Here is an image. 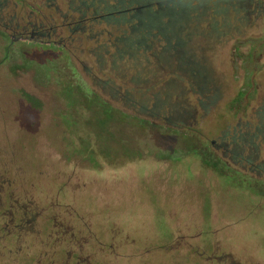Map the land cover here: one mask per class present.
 Segmentation results:
<instances>
[{
  "label": "rangeland",
  "instance_id": "obj_1",
  "mask_svg": "<svg viewBox=\"0 0 264 264\" xmlns=\"http://www.w3.org/2000/svg\"><path fill=\"white\" fill-rule=\"evenodd\" d=\"M21 1L57 28L42 41L27 34L10 40L11 30L2 24L8 26L14 0L5 2L0 164L10 165V176L18 177L13 170L21 168L27 187L40 184L41 206L56 195L66 202L76 194L99 217L142 229L153 260L137 264H204L189 250L167 254L159 248L170 238L169 214L196 220L207 241L217 221L224 244L264 262V0H244L242 23L236 22L239 13L233 22L226 11H200L167 40L175 57L167 60L159 59L165 42L156 34L115 40L128 27L107 24L99 15L115 0ZM20 9L24 24L28 8ZM203 14L215 27L208 35L199 33ZM196 75L204 80L198 83ZM91 95L109 101L121 120L104 114ZM233 146L244 159L224 155ZM246 162L262 166L259 174L243 171L258 182L249 188L227 174V165Z\"/></svg>",
  "mask_w": 264,
  "mask_h": 264
},
{
  "label": "flooded vegetation",
  "instance_id": "obj_2",
  "mask_svg": "<svg viewBox=\"0 0 264 264\" xmlns=\"http://www.w3.org/2000/svg\"><path fill=\"white\" fill-rule=\"evenodd\" d=\"M169 1L171 0H167ZM5 2L7 0L0 3V19L3 18V21L6 15ZM46 3L50 4L49 1ZM13 4L15 9L8 18V26L5 21L2 22L7 30H11L10 40H21L27 34L29 39L42 41L56 30L57 24L44 23L48 15H44L36 7L27 6L21 0H14ZM23 5L28 8L24 24L21 22L24 20L23 10L20 9ZM39 13V18L35 19ZM31 17H34L33 21ZM164 42L167 47V40ZM164 52L166 55L162 58L165 60L175 58L168 53V49L165 48ZM196 76L198 83L204 80ZM209 141L211 145L215 144L213 140ZM202 147L205 155L211 154L207 144ZM222 152L231 161L236 157L245 158L240 156L241 148L235 146ZM255 152L254 158H259V150ZM212 156L209 155L210 159H213ZM240 167L241 170L238 169ZM240 167L227 165V174L237 176V181L245 182L242 186L247 185L248 188L258 183L243 171L258 173L262 166L246 162ZM10 171L9 164H0V264H137L140 260H153L152 248L148 242L150 236H145L142 229L139 232L131 224L122 223L116 218L111 220L106 215L99 217L96 208L91 210L85 206V199L81 203L77 202L74 199L76 194L66 202L56 195L48 204L41 206L40 196L36 194L40 184L38 186L32 181L27 187L24 170H13L18 177L10 176ZM210 171L217 172L218 168L212 166ZM120 175V172H116L114 177L118 178ZM82 190L84 191V187ZM255 198L261 199L259 196ZM169 216L167 226L172 232L170 231V238H166L159 247L163 250L165 248L167 254L175 251L186 254L189 250L204 264H264L257 255L244 249L238 252L230 244H224L221 231L216 226L217 221L210 224L211 239L207 241L196 220L190 222L182 216Z\"/></svg>",
  "mask_w": 264,
  "mask_h": 264
},
{
  "label": "trees",
  "instance_id": "obj_3",
  "mask_svg": "<svg viewBox=\"0 0 264 264\" xmlns=\"http://www.w3.org/2000/svg\"><path fill=\"white\" fill-rule=\"evenodd\" d=\"M115 1L114 7L106 4L109 8L106 7V11H102L99 15L107 24L118 27L123 24L128 27L127 35L121 34L120 37L118 36L115 39L120 42L130 38H135L136 40L138 38L142 39L146 34L158 35L163 42L168 39L174 40L175 32H178L179 26L182 29V27L189 24L197 15L199 16V13L201 14L200 11L205 12L208 16H221V13L226 11L225 13L229 17L232 15V21L238 17L236 22H244L243 17L239 16L241 14L243 15L244 0H171L169 2L167 0H151L149 2L138 0L135 4H131L129 0ZM148 6H152V10L150 9L149 11ZM201 21H203L204 26L199 31L200 35H208L212 29H215L209 23V19L208 21L205 19V14L201 16ZM217 23L223 27L222 20L217 18ZM115 40L110 39L111 43H114ZM140 44L132 43L130 45L132 47H138ZM125 46L123 51H128L127 44ZM165 48L164 45L160 53H158L159 59H162L166 55V52H164ZM87 98H90L91 101H97L103 107L104 114L112 115L115 113L116 117L121 120L122 117H120L119 111L112 108L109 101L98 95H91Z\"/></svg>",
  "mask_w": 264,
  "mask_h": 264
}]
</instances>
